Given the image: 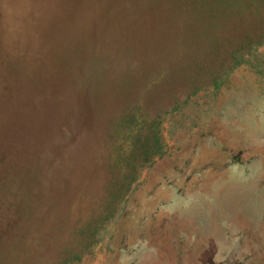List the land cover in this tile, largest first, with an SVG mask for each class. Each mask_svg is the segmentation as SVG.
Here are the masks:
<instances>
[{
    "label": "rangeland",
    "instance_id": "obj_1",
    "mask_svg": "<svg viewBox=\"0 0 264 264\" xmlns=\"http://www.w3.org/2000/svg\"><path fill=\"white\" fill-rule=\"evenodd\" d=\"M207 1L0 0L1 264H264V46L193 93ZM141 103L163 152L108 203Z\"/></svg>",
    "mask_w": 264,
    "mask_h": 264
},
{
    "label": "trees",
    "instance_id": "obj_2",
    "mask_svg": "<svg viewBox=\"0 0 264 264\" xmlns=\"http://www.w3.org/2000/svg\"><path fill=\"white\" fill-rule=\"evenodd\" d=\"M232 2L233 0H208V6L202 7V12L197 17L194 34L196 44L200 45L192 44V52L187 53V60L180 65L185 64L181 67L183 74L190 73L193 77L188 82L193 93L206 88L219 90L224 79L231 75L235 68L245 64L247 57L264 46V0H238L236 5L231 4ZM236 7L239 8L235 9ZM209 58L214 63H219L212 72L209 70L211 64L207 65ZM207 75L211 76L209 80L205 78ZM200 76L205 78L204 84ZM137 118L144 121L138 130L135 129L130 134L132 144L129 151H126V156H120L115 162L119 165L109 166V180L113 184H110L108 203H115L117 198L129 192L141 171L163 152L160 112L150 117L144 103H141L134 112L127 110L121 116L118 120L120 129H128L131 132L133 122ZM112 127L113 125L109 127L110 133ZM1 258L4 256H0Z\"/></svg>",
    "mask_w": 264,
    "mask_h": 264
}]
</instances>
